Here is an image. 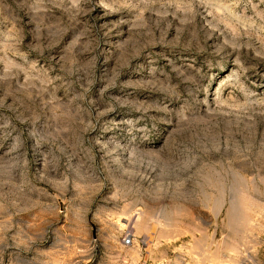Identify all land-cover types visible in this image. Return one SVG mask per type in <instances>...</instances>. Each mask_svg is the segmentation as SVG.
<instances>
[{"label":"rangeland","instance_id":"1","mask_svg":"<svg viewBox=\"0 0 264 264\" xmlns=\"http://www.w3.org/2000/svg\"><path fill=\"white\" fill-rule=\"evenodd\" d=\"M0 264H264V0H0Z\"/></svg>","mask_w":264,"mask_h":264},{"label":"built area","instance_id":"2","mask_svg":"<svg viewBox=\"0 0 264 264\" xmlns=\"http://www.w3.org/2000/svg\"><path fill=\"white\" fill-rule=\"evenodd\" d=\"M134 238V234L130 230H127L121 237V244L123 246L132 245Z\"/></svg>","mask_w":264,"mask_h":264},{"label":"bare ground","instance_id":"3","mask_svg":"<svg viewBox=\"0 0 264 264\" xmlns=\"http://www.w3.org/2000/svg\"><path fill=\"white\" fill-rule=\"evenodd\" d=\"M131 217H132V216H131ZM138 218H139V217H138ZM138 218H137V219H138ZM133 219H134V218H133ZM137 219H136L137 222L135 221L136 223H138V220H137ZM139 219H140V218H139ZM131 220H132L131 218L127 219V222H126V223L130 224V223H131ZM132 221H134V220H132ZM140 221H141V219L139 220V222H140ZM126 223H125V224H126ZM126 225H127V224H126ZM134 225H136V224H134ZM137 225H139V224H137ZM137 225H136V226H137ZM141 226H142V225H141Z\"/></svg>","mask_w":264,"mask_h":264}]
</instances>
